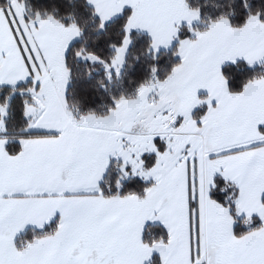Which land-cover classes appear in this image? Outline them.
Masks as SVG:
<instances>
[{
	"label": "snow or ice",
	"instance_id": "snow-or-ice-1",
	"mask_svg": "<svg viewBox=\"0 0 264 264\" xmlns=\"http://www.w3.org/2000/svg\"><path fill=\"white\" fill-rule=\"evenodd\" d=\"M0 264H264V0H0Z\"/></svg>",
	"mask_w": 264,
	"mask_h": 264
}]
</instances>
